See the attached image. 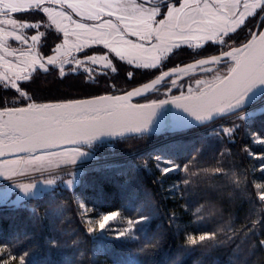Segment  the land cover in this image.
Segmentation results:
<instances>
[{
    "label": "snow or ice",
    "instance_id": "6c2138e0",
    "mask_svg": "<svg viewBox=\"0 0 264 264\" xmlns=\"http://www.w3.org/2000/svg\"><path fill=\"white\" fill-rule=\"evenodd\" d=\"M55 3L67 4L68 8L76 10V5L70 3L69 0H54ZM216 0H214V3ZM144 0H141L136 7L140 10L142 19L139 21V26L143 35L140 32H132L131 35L139 36V39L143 43H136L125 38V34L116 31V35L120 37V41L126 44L130 51L145 52L151 50L154 55L150 58L155 60V63H146L143 65H136L137 68L160 70L166 65V61L176 51H178L183 45L187 44L189 48L193 50L194 55H199L200 49L205 47L204 44L198 43V41H205V44L220 45L224 47L228 41L232 39V35L238 30L247 27V17L243 12H239V6L241 0H232L231 4H225L223 0H220V8L217 11L213 8V5H209L207 2L204 4V8L193 9V12H198L201 16L200 19H196L195 16L184 14L186 19L181 21L179 13L182 12V8H177L171 3V0H163L157 6L151 9L143 8ZM179 3V0H176ZM44 0H28V9H23L18 6L17 0H0V15H7L10 13H16L19 11H28L29 9H35L41 13H47L51 24L55 25L54 31L49 30L54 35L55 39H59V34L62 32L64 37V45L69 43V35H77V30L80 34H85L88 39L91 40V44L87 42L83 44H76L75 48L78 53H82L85 57L84 60L72 57L71 59H65L61 62L59 68V77L63 79L66 75L76 74L78 68L84 69L85 72L91 74L94 71L95 66L102 67L115 73L117 69L112 66V61L108 59V55L101 56L99 60H104L106 63L100 65L99 60L94 56H90L85 51V48H91L92 45L103 44L109 49V53H115L116 57L121 60L124 59V53L117 51L116 48H112L109 41L105 38V33L102 29L105 25L111 28H116V25L111 20H101V14L105 12V6L111 7V5L99 6L98 11L90 16L89 19L100 21L96 24H87L84 22H78L72 19L67 12H58L57 15L68 20L74 29L70 32L67 25H62L59 21L52 16V9L42 7ZM90 7L96 8L97 5L91 4ZM244 8L252 7L254 12L252 14L253 19L256 16L264 14V0H254L249 4L247 0H244ZM208 9V11H205ZM236 9L237 11H233ZM258 10V11H256ZM223 14H227L231 19L237 23L236 28H229L227 26H220L217 21ZM109 16H116V12H108ZM163 16L164 19L157 20L156 17ZM117 19L121 24H124V19L117 16ZM167 21V23H166ZM151 22V23H150ZM0 23L13 26V29L26 28V29H38L42 25L39 22L36 23H18L14 19H5ZM155 24V27H153ZM183 24V27L181 26ZM260 29L258 32L256 29ZM94 33V34H93ZM249 39L246 43H243L240 47H233L229 51H223L220 55H213L210 58H201L194 60L192 63L187 64L184 67L176 66L168 71H162L160 75H156L150 82H145L131 91H126L122 95H102L90 99H77L68 100L65 102H49V103H36L25 101L32 100V97L24 91L19 81L28 82L31 76L38 70H42L47 73L49 68L55 69L57 61L53 56H48L46 59L37 56L31 64L22 70L23 74H15V79L10 78L8 75L0 77L5 83L0 85L5 91H14L16 99L7 100L5 97L0 96V105H5L0 109V116L7 115L9 119L4 121L0 125V156L5 155L3 149L8 148L14 150L17 153H36L40 150L39 155L31 156L29 163L31 164L33 171H43L37 167L35 163L41 161L42 157H53L57 153L52 149L60 147L56 141H64L65 143L78 144L81 142L91 143L98 139L102 135H119L124 138H137L144 139L150 133L157 132V126L153 125V118L156 116V109L169 103L168 100H153L148 104H135L128 103L129 99L133 96L143 97L146 94L153 91L159 92L161 88H165L168 92L172 91L173 87L178 86L177 81L181 80L180 73L185 76L188 75V69H198L203 74H209L212 76L210 81L195 80V84L198 88V94H192L191 86H188L189 95H181L180 97H173L172 103H175L177 107H182L189 116L194 117V120H189L187 117H180L178 127L181 129H189L193 126L207 127L208 124L215 120H223L227 116H235L239 120H244V116L238 115V113L244 111L246 104H250L257 100V93L253 91L257 84L264 85V19L256 21L253 28L249 29ZM5 36H11L16 41H22L27 44L28 41L25 37L13 32H5ZM43 33L38 35H32L31 41L38 43ZM257 40L259 44H257ZM169 41H174L169 44ZM197 41V43H192ZM57 46L54 51H59ZM5 52L8 49L5 48ZM0 59H3L0 57ZM135 57L129 61L130 64L135 63ZM231 60L234 63L228 67L226 74H216L219 72L218 68L211 67L213 65H219L222 62ZM75 64L76 67H69L68 71H65L64 66H71ZM86 64H90L93 67L84 68ZM29 68L31 71H29ZM99 75L107 76L108 71L98 73ZM153 73H149L152 75ZM134 73H127V79H133ZM92 80H95V76H92ZM86 82L87 79H86ZM203 85L204 89L200 90V86ZM115 88V85H110ZM261 91H264L262 89ZM251 94V95H250ZM183 100L185 103H179ZM23 104V106H7V105ZM198 122V123H197ZM121 129L116 131L115 129ZM240 125L233 123L232 128L225 129L220 126L212 134L218 137L231 136L235 131H238ZM127 134V135H126ZM234 142V141H233ZM264 144V140L256 141ZM247 152V149H244ZM61 153L64 154L61 162L56 164V168L76 166V169L68 173L73 179L65 181V187L70 188L73 186L74 181L84 175L83 172L77 170V160L84 158H91L89 153L83 152L79 147L72 149L60 148ZM200 150H196L195 153L190 155V158L186 164L181 166L175 163L170 157L160 153L155 155L156 168L160 172L159 182H163V179L174 172H181L188 174L186 179H183L181 184L173 185L171 191L175 192L178 188H182L184 191H191L192 185L196 183H202L204 178L208 176V170L202 169L200 172H190L191 168L197 167L195 163L198 158ZM227 153H221L226 155ZM264 162V156L257 157ZM144 167H147L145 163ZM261 171L264 172V166ZM18 173L16 171H10L8 169L0 171V177H6L8 180H12ZM19 175H29L26 172H20ZM212 175L222 176L226 175L221 169L217 168L213 171ZM56 181L54 179H48L37 183H19L14 184L12 187L19 188L22 195L17 196V201L25 198L35 199L41 197L46 188L40 187L43 185H54ZM155 183V182H154ZM234 187H239V183L231 181ZM212 187H215L214 185ZM256 189L264 188V185L256 184ZM11 193V189L8 192H4L0 195L7 196ZM193 198L197 195L192 193ZM258 200L264 202V190L259 191L257 194ZM54 198V197H53ZM146 204L149 208L154 207L151 203V198L147 197ZM201 209L208 210V217L213 215V209L215 205H200ZM79 210L82 215L87 216L94 211V209L86 207L83 203L79 204ZM185 210H188V204L185 205ZM32 215L39 219V214L35 209H32ZM63 214L62 207L50 208L46 211L45 215L50 216L53 220L58 219ZM117 211H112L100 216L97 221L98 229L88 227L86 231L93 234L92 239L94 241H119L126 243L131 240H139V236L136 233H143L146 229L151 227L153 216L141 215L139 219H130L127 221L128 227L122 231H117L114 236H110L112 227L110 222L117 221L119 218ZM208 217H201L200 211L197 210L194 213V219L192 221L194 227V233H188L185 235V243L180 246V250L184 254H191L196 251H208L222 246L226 242H232L238 238V233L228 235L233 230L231 227L218 228L214 231H201L202 228L207 227ZM175 215L171 214L167 223L169 225L174 224ZM89 224L93 221L89 220ZM264 224V219L259 222H254L252 229H250V235L258 240V247L264 248V239H258V233L255 231L256 224ZM176 231L180 232L179 225L176 226ZM164 233H159L151 238L145 235L146 243L139 249L143 253H151L162 247ZM219 237H223L221 239ZM78 241L74 242V245L78 244ZM49 244L57 249L63 247L56 240H50ZM16 259L15 256H8L7 259L3 255H0V262L2 264H12V261ZM25 256L19 257V264H24ZM173 264H181L180 254L178 253L177 259Z\"/></svg>",
    "mask_w": 264,
    "mask_h": 264
},
{
    "label": "trees",
    "instance_id": "16d2710c",
    "mask_svg": "<svg viewBox=\"0 0 264 264\" xmlns=\"http://www.w3.org/2000/svg\"><path fill=\"white\" fill-rule=\"evenodd\" d=\"M171 3H176V0H171ZM34 12V15L27 19H44V13L36 10ZM21 14L28 15L29 11ZM250 22L252 21H246L247 25ZM245 28L233 34L236 36L242 32L243 42L250 37L249 33H245ZM50 29L47 28L45 38L42 37L44 55L51 53V45L58 40L51 34ZM204 45L202 50L212 46ZM92 52L91 49L87 50L88 55ZM192 53L191 48L183 45L167 59L163 69ZM112 59L117 69L115 73L94 67V71L89 74L80 68L76 74H69L61 79L58 66L55 69L50 67L47 73L38 70L31 76L30 81L18 82L32 97V100L24 103L53 102L101 93H119L121 91L116 88L131 87L163 70L137 68L136 65L113 55ZM64 68L65 71L69 70V66ZM104 71H108L109 74L107 76L98 74ZM129 72L134 73L131 80L127 79ZM92 76H95L94 81ZM4 83L0 79V85ZM110 85H115L116 88ZM14 91H5L0 87V96L9 101L14 100L16 99ZM155 93V91L148 93L137 101L147 99ZM226 123L231 127L233 123L238 124L240 128L233 135L222 138L212 134L219 128L217 127L203 132H189L168 141L161 139L164 134L173 131L150 133L144 139L119 137L91 142L96 145L97 142L101 143L97 145V150L101 154L122 155L131 151H136L137 154L127 158L121 157L124 159L113 165L102 164L87 170L82 176L83 183L74 189L55 187L41 197L26 201L25 204L0 207V255L5 259L8 256H15L12 264H19L20 256H25L24 264H173L178 253L181 264H264V248L258 247L257 238L252 237L249 231L254 222L264 219V202L258 200L256 194L259 189L255 187L258 180L264 179V172L261 171L264 162L257 158L263 156L264 144L255 142L247 133L249 129L264 138V110L243 121L234 118ZM107 142H112L113 146H104L103 143ZM142 148L144 149L141 150ZM244 149H247V152ZM196 150H200L195 162L197 167L191 168L190 172L207 169L209 174L202 183L192 185L191 191L178 188L172 192L173 185L181 184L183 179L188 177L183 171L174 172L164 178L162 183L159 182L160 172L155 166V155L163 152L175 163L183 166ZM221 153L227 154L222 156ZM145 163L147 167H144ZM217 168L226 175H212ZM231 181L238 182L239 187H234ZM213 185L215 187H212ZM193 192L197 194L195 198ZM76 195L82 198L88 208L94 209L92 215L117 211L120 214L118 220L127 222L130 219H139L141 215L151 214L153 216L151 227L143 233H136L139 236L138 241L131 240L126 243L115 240L94 241L91 238L93 234L86 231L90 226L79 210ZM147 197L151 198L154 207L147 206ZM208 204L215 205L213 215L210 217L206 208H200V205ZM58 206L63 208V214L58 219L53 220L45 215L48 209ZM32 209L39 214V219L32 215ZM197 210L200 211L201 217H208L207 227L202 228V232L228 226L233 230L228 235L238 233V238L208 251L182 253L180 246L185 243V235L194 233L192 221ZM171 214H174L176 219L174 224L169 225L167 221ZM177 225L181 228L180 232L176 231ZM255 231L258 233V239H264V224L257 223ZM159 233H164L160 249L151 253L139 251L146 243L145 235L151 238ZM50 240L58 241L63 247L57 249L51 246ZM75 241L79 243L74 245Z\"/></svg>",
    "mask_w": 264,
    "mask_h": 264
},
{
    "label": "rangeland",
    "instance_id": "374dc122",
    "mask_svg": "<svg viewBox=\"0 0 264 264\" xmlns=\"http://www.w3.org/2000/svg\"><path fill=\"white\" fill-rule=\"evenodd\" d=\"M70 3H73L76 5V10L73 11V9L68 8L67 4L64 3H55L54 0H44V4L42 7H47L49 9H52V16L56 18L57 21H59L62 25H67L69 27V31L71 32L74 29V25H72L68 20L64 19L63 17L57 15L58 12H67L68 15L72 17L73 20L78 22H84L87 24H96L100 21H96L93 19H89L90 16H93L97 11L99 6L104 5H111V7L105 6V12L101 14V20H111L113 24L116 25V28H111L108 25H105V27L102 29V31L105 33V38L109 41L112 48H116L117 51H121L124 53V61L129 63V61L133 60L135 57V63L133 65H143L146 63H155V60L151 59L150 57L154 55V53L149 51L145 52H136L134 50L130 51L128 46L120 41V37L116 35L117 29H119L120 32H123L125 34V38L127 40L136 42V43H143L139 39V36H133L131 35L132 32H140L141 35H143V32L140 29L139 21L142 19L140 15V10L136 7V5H139L141 1L139 0H69ZM207 2L209 5H213V8H215L217 11L220 8V0H216L214 3V0H180L179 3H172L177 8H182V12L179 13L181 16V21L186 19V16L184 14H188L190 16H195L196 19H200L201 16L198 12H193V9L197 8V5H199V8H204V4ZM225 4H231L232 0H223ZM249 4L253 3L254 0H247ZM18 6L23 9H28V0H17ZM95 4L97 5L96 8L90 7L89 5ZM244 0H241V4L239 7V12H243L244 16L247 17V21H252L250 24L247 25V27L244 29L246 30L245 33H249V29L252 28L254 24H256V21L260 20L261 18L264 19V14H261L260 16H256L255 19H253L252 14L254 12V9L252 7H248L247 9L243 6ZM157 5H150L143 3L142 7L146 9H151L152 7ZM236 9H233L235 11ZM29 14H21L22 12L26 11H19L16 13H8L5 15H0V21H3L5 19H14L18 23H41V27L38 29H26V28H15L13 29V26L0 23V57L3 59H0V77L3 75H8L10 78L15 79V74H23L22 70L24 68H27L33 59H35L37 56L40 58L46 59L48 56H53L56 61L59 68L62 66L61 62L65 59H71L72 57H76L78 59L84 60V55H81V53H78L76 51L75 45L76 44H83L87 42V44H91V40L88 39V36L85 34H80L79 30H77V35H69L68 41L69 43L67 45H64V37L63 33L61 32L60 38L58 40H55L53 42V45H51V53L48 55H44L42 52L43 49V40L42 37L45 38L46 35V29L51 28L55 29V25L51 24V20L48 17L47 13H44L45 17L43 20H30L27 19L32 14L34 15L35 9H29ZM116 12V16H109L108 12ZM205 11H208V9H205ZM258 11V10H256ZM28 13V12H27ZM117 16L124 19V24H121L120 21L117 19ZM261 17V18H260ZM165 17H158L159 19H164ZM151 23V22H150ZM167 23V21H166ZM217 23L220 26H227L229 28H236L237 23L231 19L227 14H223L221 18L217 21ZM183 27V24H181ZM153 27H155V24H153ZM15 32L16 34H19L25 39H27L28 43L25 44L22 41H16L11 36H5V32ZM243 31V30H242ZM40 33H43L44 36H41L38 43L31 41L30 37L32 35H38ZM94 34V33H93ZM243 33L237 34L236 36H232V39L228 41L227 45L224 47H221L220 45H212L206 50H198L199 55H194L193 53L190 56L185 57V59H181L177 62H175L172 66L189 62L197 58H201L204 56H210L213 54L220 53L224 50L230 49L232 47H235L239 44H241L243 39H241V36ZM174 41H169V44L173 43ZM192 43H197V41H193ZM200 44H205V41L201 40L198 41ZM59 47V51H54V49ZM184 46H188L185 44ZM5 48L8 49V52H5ZM93 50L92 53H90V56H94L99 60L101 56L108 55V59L112 61V66L115 67V64L113 63L112 55L115 56V53H109V49L105 47L103 44H96L92 45L90 48ZM89 48H85V51L90 50ZM119 58V57H118ZM100 65H103L106 63L104 60H99ZM231 62H222L219 65H213L211 67L218 68L219 72L216 74L223 75L227 72L228 67H230ZM69 67H76L75 64L69 66ZM93 67L90 64H86L84 68ZM100 69H104L99 66H95ZM171 67V66H169ZM80 69V68H78ZM163 69V68H162ZM161 70V69H160ZM164 70V69H163ZM29 71L31 69L29 68ZM157 71V70H156ZM156 75V74H155ZM153 75V76H155ZM182 79L177 81L176 87L172 88L171 92H168L165 88H161L159 92H156L153 96L148 97L147 99L140 100V101H147V100H155V99H162V98H168L172 96H177L181 94L188 93V86H191L192 92L198 90L197 85L195 84V80H203V81H210L212 79V76L209 74H203L198 69L196 70H188V75L185 76L183 73H180ZM152 76V77H153ZM150 77V78H152ZM150 78L137 83L131 87H120L116 88L120 90L121 92L130 90L134 87H137L141 83L149 80ZM2 80V79H1ZM3 81V80H2ZM204 88L203 85L200 86V89ZM144 97V96H143ZM32 102V101H31ZM264 110V93L256 100V102L250 106L249 108L245 109L244 111L238 113L240 116H244L245 119L249 118L252 115H255L257 112H261ZM236 118L235 116H230L227 118H224L223 120H216L210 124L207 125V127H199L197 128H189V129H183V130H175L171 133L164 134L161 141H168L170 138H180L184 136L185 134H188L189 132H203L215 129L217 127L223 126L225 129L232 128L229 124L226 122L228 120ZM247 133L250 135V137L256 142L259 140H264L263 137L259 136L256 132L251 131L247 129ZM102 142V141H101ZM98 144L100 142H97ZM158 143V142H157ZM97 144V145H98ZM101 144V143H100ZM95 143H85L78 146H66L61 148H67L72 149L74 147H79L81 151L89 153L91 158H84L82 160H77V165H79V171L85 173L89 169H93L95 167H98L102 164L107 165H113L115 163H119L120 160L127 158L128 156H134L137 154L136 151H131L128 153H124L120 155V153H110V154H101L97 150V146ZM104 146L112 147V142L103 143ZM145 148V147H144ZM142 148L141 150H143ZM52 151L56 152L57 154L53 157H42L41 161L33 162L36 164L37 167H41L43 170L40 172L33 171L31 164L29 163L31 156L33 155H39L40 152L31 154V155H24L9 159H0V171L8 169L10 171H16L18 175L14 177L12 180L6 179V177H0V194L4 192H8L9 189H11V193L9 195L2 196L0 195V207L3 206H19L22 204H25L26 201H29L31 198H25L23 200L17 201V196L22 195L19 188L12 187L14 184L19 183H37L40 181L48 180V179H54L56 183L54 185H43L41 184L40 187L46 188L47 191H50L52 188L55 187H65V181L69 179H73L72 176L68 175L71 171L76 169V166H69V167H62V168H56L55 165L61 162V159L63 158L64 154L61 153L60 148L53 149ZM252 156V153L250 154ZM125 156V157H124ZM264 156V154H263ZM124 157V158H121ZM155 157V156H154ZM157 162L155 160V166ZM264 166V165H263ZM20 172H26L29 173V175L21 176L19 175ZM83 176V175H82ZM79 177L77 180L74 181V184L72 187L68 189H74L78 185H81L83 183V177ZM256 184L264 185V179L258 180ZM264 190V188L259 189V191ZM46 191V192H47ZM45 193V192H44ZM43 193V194H44ZM42 194V195H43ZM76 199L78 203H83L82 198L79 195H76ZM84 204V203H83ZM86 206V204H84ZM87 207V206H86ZM104 214H95L92 215L91 213L87 216H84V220L86 223L94 228L98 229V223L97 221L100 219V216ZM92 220L93 223L89 224L88 221ZM112 227V232L109 233V235H115L117 231H122L125 228L128 227V223L124 221H114L110 222Z\"/></svg>",
    "mask_w": 264,
    "mask_h": 264
},
{
    "label": "water",
    "instance_id": "95a60500",
    "mask_svg": "<svg viewBox=\"0 0 264 264\" xmlns=\"http://www.w3.org/2000/svg\"><path fill=\"white\" fill-rule=\"evenodd\" d=\"M139 1H141V0H139ZM162 2H163V0H144V3L150 4V5H159ZM256 30L258 32L260 29L257 28ZM249 39H251V36L246 41H244L243 43H246ZM243 43H241V44H239V45H237L235 47H240ZM257 44H259L258 40H257ZM230 49H227V50H224V51H229ZM222 52L217 53V54H213V55H220ZM213 55L204 56V57H201V58H210ZM201 58H197V59H194V60H198V59H201ZM194 60L189 61V62H185V63H181V64H177V65H174V66H171V67H168V68H166L164 70H161L156 75H160L162 71H168V70H170V69H172L173 67H176V66L184 67L187 64L192 63ZM226 62H231V65L234 63L231 60H227ZM188 70H191V69H188ZM155 76H153L152 78H150L149 80H147L145 82H150L151 79L155 78ZM145 82H143V83H145ZM143 83H141V84H143ZM134 88H136V87H134ZM134 88H132V89H134ZM132 89L127 90V91H131ZM262 89H264V85H259V84H257L256 87L253 89V91L257 93V99L264 93V91H261ZM200 90H206V89L202 88ZM124 92H126V91H124ZM124 92H119V93H101V94H96V95H91V96H86V97H81V98H75V99H68V100L90 99V98H95V97H99V96H102V95L116 96V95H122ZM192 94H198V90L193 91ZM181 95L172 96V97H168V98H162V99H155L156 101H160V100H168L169 101V103H167V104L163 105L162 107L157 108L155 110L156 111V116L153 118V125L150 126V127H155V126H157V122H158V129L159 130L157 132H155V133H161V132H166V131H175V130H183V129L178 127L179 122H181L180 121V117H187L189 120H194V117L189 116V114L187 112H185L182 107H177V105L175 103L171 102L173 97H180ZM183 95L187 96V95H189V92L185 93ZM138 98H141V97L133 96V97H131L129 99L128 103H130L132 105H135V104H148V103H151L153 101V100L137 101ZM68 100L53 101L52 103L65 102V101H68ZM255 102L256 101H253L252 103L246 104L245 106H243L244 110L249 108L250 106H252ZM40 103H49V102H40ZM179 103L183 104L185 102L183 100H181V101H179ZM14 106H23V105H14ZM3 107H5V106H0V109H2ZM227 117H230V116H227ZM227 117H225V118H227ZM8 119H9V117L7 115L0 116V125H2L3 122L7 121ZM193 127H197V126H193ZM193 127H191V128H193ZM115 130L116 131H121V129H119V128H117ZM119 137H122V136H119V135H102V136H99L98 139H96V140H94L92 142L104 141V140H109V139H112V138H119ZM0 140H3V137H0ZM55 143H57L60 146L58 148L66 147V146H78V145L85 144L84 142H81V143H78V144H71V143H65L64 141H56ZM55 149H57V148H55ZM3 151H4L5 155L0 156V159H9V158L19 157V156H24V155L35 154V153H27V152L17 153L14 150H11V149H8V148H4ZM38 152H40L39 149L37 150L36 153H38Z\"/></svg>",
    "mask_w": 264,
    "mask_h": 264
},
{
    "label": "crops",
    "instance_id": "0c3cea01",
    "mask_svg": "<svg viewBox=\"0 0 264 264\" xmlns=\"http://www.w3.org/2000/svg\"><path fill=\"white\" fill-rule=\"evenodd\" d=\"M240 7V6H239ZM239 10V9H238ZM235 11H237V10H235Z\"/></svg>",
    "mask_w": 264,
    "mask_h": 264
},
{
    "label": "flooded vegetation",
    "instance_id": "af4514ba",
    "mask_svg": "<svg viewBox=\"0 0 264 264\" xmlns=\"http://www.w3.org/2000/svg\"><path fill=\"white\" fill-rule=\"evenodd\" d=\"M261 18V17H260ZM262 19V18H261Z\"/></svg>",
    "mask_w": 264,
    "mask_h": 264
}]
</instances>
